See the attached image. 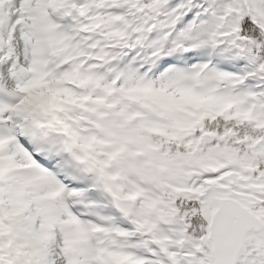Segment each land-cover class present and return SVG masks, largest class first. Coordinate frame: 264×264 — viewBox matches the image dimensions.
<instances>
[{
  "label": "snow or ice",
  "instance_id": "snow-or-ice-1",
  "mask_svg": "<svg viewBox=\"0 0 264 264\" xmlns=\"http://www.w3.org/2000/svg\"><path fill=\"white\" fill-rule=\"evenodd\" d=\"M0 264H264V0H0Z\"/></svg>",
  "mask_w": 264,
  "mask_h": 264
}]
</instances>
